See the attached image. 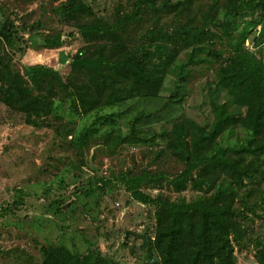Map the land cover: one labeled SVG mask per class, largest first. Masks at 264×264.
I'll return each instance as SVG.
<instances>
[{
  "label": "trees",
  "instance_id": "1",
  "mask_svg": "<svg viewBox=\"0 0 264 264\" xmlns=\"http://www.w3.org/2000/svg\"><path fill=\"white\" fill-rule=\"evenodd\" d=\"M197 1L165 0L169 5L163 13L158 0H137L133 9H117L109 20L91 17L82 1L64 2L60 16L74 22L86 43L72 57L66 78L45 65L17 69L11 57L59 48L64 43L61 32L42 35L38 25H17L9 17L0 26V104L37 127L62 119L58 133L72 135L71 143L82 155L92 142L108 146L112 139V151L127 140L118 120L119 108L128 101L163 98L169 91L172 104H180L194 70L203 65L212 69V93L224 90L235 108L244 109L239 122L216 105H211L212 122L173 121L166 136L185 161L173 177L150 169L136 175L128 169L121 175L133 199L157 208L156 233L147 238L142 264H235L233 240L242 246L250 230L244 223L250 218L247 212L256 215L264 205V58L246 46L258 26L253 44L264 43V0H214L208 10L191 15ZM146 15L153 21L137 34ZM207 92L210 101L212 93ZM143 113L130 120L132 132ZM83 115L91 120L76 129V116ZM213 125L215 131L210 130ZM99 182L111 183L104 177L87 183L102 186ZM149 182L202 193L190 200L154 198L142 190ZM74 192L86 190L77 187ZM255 196L256 202L250 203ZM20 204L16 200L15 205ZM64 204H58V212L64 211ZM42 256L44 264H113L92 248L79 254L64 245L48 246ZM256 256L264 264V247Z\"/></svg>",
  "mask_w": 264,
  "mask_h": 264
},
{
  "label": "rangeland",
  "instance_id": "2",
  "mask_svg": "<svg viewBox=\"0 0 264 264\" xmlns=\"http://www.w3.org/2000/svg\"><path fill=\"white\" fill-rule=\"evenodd\" d=\"M67 1L0 0V26L9 17L17 25H38L42 35L61 32L64 37L59 48L11 54L17 69L38 63L52 67L64 78L71 73V59L86 43L74 22H64L58 12ZM74 1L88 5L91 17L105 20L113 17L117 9L130 11L137 2ZM213 1L198 0L190 7V14L198 9L208 10ZM158 2L162 6L160 11L166 13L169 3ZM152 21L153 17L148 15L141 17L137 34L145 32ZM184 21L182 17L181 22ZM259 32L260 26L246 46L264 58V43L257 47L253 44ZM212 79V69L206 65L194 70L186 84L188 95L178 105L172 104L169 91H165L163 98L128 101L119 108L118 120L127 140L112 151V139L108 146L92 142L83 155L72 145V135L58 133L57 126L62 119L54 118L53 126L37 127L29 124L23 114L0 104V264H44L42 250L60 245L79 254L96 249L113 264H142L147 259V238H153L156 233L157 208L133 199L120 177L128 169L134 175L150 169L168 177L184 169V158L172 149L165 132L173 121L189 118L200 124L212 122L215 116L211 105L231 114L234 122L241 120L244 109L235 108L226 91L212 93ZM138 111L144 113L136 124V132H132L130 120ZM65 115L72 117L68 112ZM76 117V129L91 120L86 115ZM210 130L215 131L214 125ZM99 177L110 179L111 183L105 185L102 181L99 182L102 186L96 187L87 183L90 179L96 182ZM155 185L149 182L142 190L154 198L163 196L172 200L182 197L190 200L202 193L191 187L177 192L166 184ZM77 187L86 193L75 194ZM100 187L107 190L102 191ZM257 199L258 196L253 197L250 203ZM16 200L21 204L15 205ZM60 202L65 203L63 212L57 210ZM247 213L250 218L243 222L250 228L249 235L244 237L242 246L233 240L235 264H260L256 254L264 247V205L257 208L256 215Z\"/></svg>",
  "mask_w": 264,
  "mask_h": 264
},
{
  "label": "built area",
  "instance_id": "3",
  "mask_svg": "<svg viewBox=\"0 0 264 264\" xmlns=\"http://www.w3.org/2000/svg\"><path fill=\"white\" fill-rule=\"evenodd\" d=\"M38 64V63H37ZM38 65H41V64H38Z\"/></svg>",
  "mask_w": 264,
  "mask_h": 264
}]
</instances>
